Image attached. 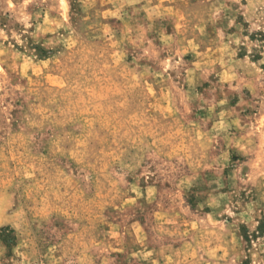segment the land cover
<instances>
[{"label":"rangeland","instance_id":"obj_1","mask_svg":"<svg viewBox=\"0 0 264 264\" xmlns=\"http://www.w3.org/2000/svg\"><path fill=\"white\" fill-rule=\"evenodd\" d=\"M0 264H264V0H0Z\"/></svg>","mask_w":264,"mask_h":264}]
</instances>
